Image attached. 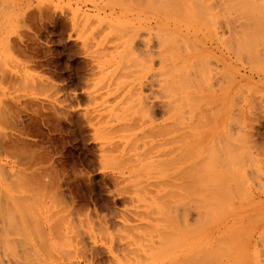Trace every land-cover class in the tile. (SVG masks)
Wrapping results in <instances>:
<instances>
[{"label": "rangeland", "instance_id": "374dc122", "mask_svg": "<svg viewBox=\"0 0 264 264\" xmlns=\"http://www.w3.org/2000/svg\"><path fill=\"white\" fill-rule=\"evenodd\" d=\"M241 1L0 0V264H264Z\"/></svg>", "mask_w": 264, "mask_h": 264}, {"label": "bare ground", "instance_id": "6f19581e", "mask_svg": "<svg viewBox=\"0 0 264 264\" xmlns=\"http://www.w3.org/2000/svg\"><path fill=\"white\" fill-rule=\"evenodd\" d=\"M196 1V0H195ZM241 1V0H240ZM186 2V1H185ZM233 2H234V0H233ZM237 2V1H236ZM254 2H255V0H254ZM256 2H259L258 0L256 1ZM263 2H264V0H263ZM263 2H262V4H263ZM181 3V2H180ZM200 3H201V1H200ZM241 3H243L242 1H241ZM245 3H249V4H252L250 1H246L245 0ZM259 3H261V2H259ZM194 4V3H193ZM230 4V3H229ZM244 4V3H243ZM201 5H203V4H201ZM234 5V4H233ZM261 5V4H260ZM180 6V5H179ZM195 6V5H194ZM236 6H237V4H236ZM238 6H239V4H238ZM247 6H249L248 4H246V8L248 9L249 7H247ZM252 6V5H251ZM253 6H254V3H253ZM256 6L258 7V5H257V3H256ZM263 6V7H262ZM240 7H242V6H240ZM255 7V6H254ZM257 7L255 8L256 10H257V12L259 11V10H261L260 12H262L264 9V5H261V7H260V9H257ZM195 8V7H194ZM180 9V8H179ZM197 9V8H196ZM250 9V8H249ZM255 10V11H256ZM197 11V10H196ZM245 11H247V10H245ZM250 11H252V9H250ZM249 12V11H248ZM252 13H253V11H252ZM243 14V13H242ZM247 14V13H246ZM263 16V15H262ZM261 16V17H262ZM257 18V17H256ZM264 18V17H263ZM263 18H261V19H263ZM259 19V18H258ZM264 21V20H263ZM158 103V102H157ZM157 103H152L151 104V106H150V108H149V110H148V112H147V116L148 117H151V115H153L154 114V111H155V107H159V104H157ZM162 106V105H161ZM154 117V116H153ZM144 118V117H143ZM150 119H154V118H150ZM142 120V119H141ZM148 120V119H147ZM143 121H145V119L143 120ZM142 121V122H143ZM148 121H150V120H148ZM141 122V123H142ZM145 122H147V121H145ZM215 180V179H214ZM217 180H215V182H216ZM219 182V181H218ZM219 184V183H218ZM224 184V183H223ZM220 186H222V184H221V182H220V185H219V187ZM222 190V189H221ZM223 192V191H222ZM220 193V192H219ZM227 192H225V194H226ZM219 195V194H218ZM227 196V195H226ZM221 197V196H220ZM106 220V219H105ZM173 226H171V228H172ZM167 228H170V226L169 227H167ZM176 229H177V227H176ZM175 229V230H176ZM167 230H169V229H167ZM172 231V230H171Z\"/></svg>", "mask_w": 264, "mask_h": 264}]
</instances>
